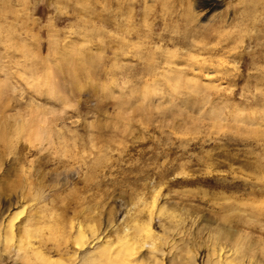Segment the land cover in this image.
<instances>
[{"label":"rangeland","instance_id":"rangeland-1","mask_svg":"<svg viewBox=\"0 0 264 264\" xmlns=\"http://www.w3.org/2000/svg\"><path fill=\"white\" fill-rule=\"evenodd\" d=\"M0 0V264H264V0Z\"/></svg>","mask_w":264,"mask_h":264},{"label":"bare ground","instance_id":"bare-ground-1","mask_svg":"<svg viewBox=\"0 0 264 264\" xmlns=\"http://www.w3.org/2000/svg\"><path fill=\"white\" fill-rule=\"evenodd\" d=\"M217 1L218 0H207L206 4H208V6H214ZM263 10H264V8H263Z\"/></svg>","mask_w":264,"mask_h":264}]
</instances>
